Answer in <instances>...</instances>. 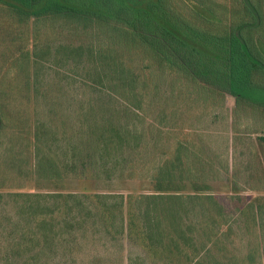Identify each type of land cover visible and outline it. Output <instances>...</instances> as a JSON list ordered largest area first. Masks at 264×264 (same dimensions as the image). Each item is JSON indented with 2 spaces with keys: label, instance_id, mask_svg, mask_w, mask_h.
I'll use <instances>...</instances> for the list:
<instances>
[{
  "label": "rangeland",
  "instance_id": "374dc122",
  "mask_svg": "<svg viewBox=\"0 0 264 264\" xmlns=\"http://www.w3.org/2000/svg\"><path fill=\"white\" fill-rule=\"evenodd\" d=\"M259 1L264 6V0ZM97 17L84 10L70 17H16L0 4V264H192L190 255L199 256L198 264H264V115L249 108L236 110L239 93L235 91L217 90L208 101H196L194 88L181 80L173 95L171 83L181 67H158L148 55V45L130 30L112 43L98 28ZM245 35L254 52L264 57V27ZM98 49L115 51L141 81H149L146 90L155 81L153 72L163 75L161 109L175 107L183 113L176 122L180 133L176 136L214 166L213 171L208 169L212 188L208 193L216 196L226 217L221 229L212 228L196 211L191 237L198 254L193 245L186 248L181 243L183 250L168 251L165 246L172 243L168 238L149 248L141 238L140 220L130 235L126 230L128 197L155 193L150 181L153 164L173 154L172 142L165 140L156 149L160 137L151 135L148 124H139V129H146L142 146L128 148L123 156L130 164L128 170L134 168L131 176L120 171L107 175L88 165L94 147L86 135L84 114L95 95L90 87L99 80ZM182 69L183 80L196 78L187 67ZM263 100L253 95L244 102L256 105ZM74 153L79 169L72 171ZM225 160H229L228 172ZM84 162L85 173L80 166ZM53 170L57 173L50 174ZM215 170L221 174L216 176ZM48 193L122 194L126 229L122 233L111 218L97 220L96 225L95 220L85 219L73 222L71 233L64 221L84 213L69 215L66 203L60 202L58 213L48 215L42 230L23 208L29 200L21 195ZM88 206L101 214L108 205ZM259 206L260 220L254 211Z\"/></svg>",
  "mask_w": 264,
  "mask_h": 264
},
{
  "label": "trees",
  "instance_id": "16d2710c",
  "mask_svg": "<svg viewBox=\"0 0 264 264\" xmlns=\"http://www.w3.org/2000/svg\"><path fill=\"white\" fill-rule=\"evenodd\" d=\"M0 4L16 17L52 14L59 18L83 10L93 12L98 16V28L112 43H117L120 36L130 30L134 36L141 37L144 46L148 45V55L158 67L169 65L171 69L181 67L178 70L185 71L182 69L185 66L196 76L192 81H185L180 76L184 73L176 71L170 88L173 95L175 84L181 80L194 88L193 99L196 101H208L217 90L235 91L239 93L236 110L249 108L264 115V100L256 105L244 102H250L253 95L264 98V57L254 52L251 42L244 36L264 27V6L259 0H190L189 4L183 0H0ZM77 18L81 20L79 16ZM95 55L99 80L90 87L95 95L91 96L84 114L86 135L94 147L88 165L107 175L120 171L131 176L134 168L128 170L130 164H126L123 156L128 148L142 146L146 129H139V124H148L151 135L160 137L156 149L169 140L173 151L171 156L154 161L150 181L155 193L128 197V229L124 216L126 199L122 194H22L25 201L29 200L23 208L32 218L35 216L33 219H37L38 228L44 230L48 215L58 213L59 203L65 202L69 215L84 213V216L77 214L64 221V227L71 233L75 230L73 222L95 220L96 225L97 220L108 222L111 218L113 225L119 223L122 233L126 229L130 235L136 221L140 220L141 238L147 246L156 247L168 238L172 243L165 249L171 252L193 245L191 228L196 211H201L212 228L221 229L226 212L216 196L208 193L212 189L208 169L213 171L214 166L189 142L176 136L180 134L176 122L183 113L175 107L170 111L161 109L163 75L157 76L153 72L151 78L155 76V81L151 82L150 90H146L149 81H141L115 51L98 49ZM131 121L136 123L131 126L128 124ZM78 161L79 157L74 153L70 160L72 171L79 169ZM224 164L223 168L228 172L229 160ZM88 165L80 163L84 173ZM53 171L49 173H57V170ZM215 174L219 176L221 171L215 170ZM216 176L210 180L214 181ZM185 190L191 192L183 193ZM96 203L108 206L99 214L88 206ZM135 206L137 212H134ZM261 210V206L254 210L259 220ZM194 249L198 251L196 254L200 252ZM198 257L190 255L187 259L189 263L198 264Z\"/></svg>",
  "mask_w": 264,
  "mask_h": 264
}]
</instances>
